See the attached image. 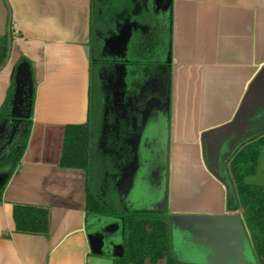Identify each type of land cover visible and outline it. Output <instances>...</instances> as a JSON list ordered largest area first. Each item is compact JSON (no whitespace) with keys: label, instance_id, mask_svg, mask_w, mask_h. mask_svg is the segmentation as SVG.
<instances>
[{"label":"crops","instance_id":"crops-1","mask_svg":"<svg viewBox=\"0 0 264 264\" xmlns=\"http://www.w3.org/2000/svg\"><path fill=\"white\" fill-rule=\"evenodd\" d=\"M114 1L102 0L93 11L95 0H0V34L8 32L11 18L13 36L9 61L0 71V106L22 57L31 62L35 85L28 144L0 202V264H113L112 256L122 253V218L88 212L86 170L60 165L65 126L89 119L91 82L99 114L105 117L116 85L124 86V102H134L131 91L137 85H163L167 78V97L161 103L168 105L159 110L169 117L165 199L171 214L225 213V184L205 156L207 134L216 136L214 130L229 123H235L232 132L244 136L264 130V0H171L167 21L139 12L134 0ZM155 62H165L167 70L153 71ZM125 85L131 89L126 91ZM144 107L137 129L148 126L151 113L144 117ZM17 123L13 121L15 127ZM107 151L97 156L102 170L91 181L99 195L129 185L128 177L121 176L133 155L114 159L117 175L112 179L108 156L115 153ZM249 181L264 185V148ZM101 197L111 206L121 204ZM132 200L130 209L141 202ZM14 204L48 208L49 233L17 232ZM144 207L138 210H151ZM172 222L183 224L179 218ZM171 227L173 251L182 260Z\"/></svg>","mask_w":264,"mask_h":264},{"label":"trees","instance_id":"trees-1","mask_svg":"<svg viewBox=\"0 0 264 264\" xmlns=\"http://www.w3.org/2000/svg\"><path fill=\"white\" fill-rule=\"evenodd\" d=\"M102 0H95L93 11L101 8ZM114 1V0H111ZM115 2V1H114ZM91 17L92 27L96 18ZM102 17L99 18L102 23ZM12 34H0V71L7 65L12 47ZM27 61L22 57L19 62ZM15 79L0 106V202L4 190L16 171L26 150L31 128L32 115L28 119L17 120L11 116ZM89 119L81 124H67L60 165L62 167L86 170L89 184L86 191V210L91 213L115 214L123 221L122 253L112 256L113 264H141L149 260L157 264L166 259L168 264H195L180 260L173 251L171 216L168 207L163 209L138 210L124 205L111 206L94 190L91 181L98 171L93 146L94 125L99 113L94 85L91 82ZM34 101V97H33ZM13 128L15 130L13 131ZM264 148V130L258 132L239 145L227 160L229 177L232 180L234 196L227 198L229 209L236 207L246 236L249 239L256 261L264 264V185L252 183L259 157ZM13 221L17 232L47 235L50 228L48 208L30 204H14Z\"/></svg>","mask_w":264,"mask_h":264},{"label":"rangeland","instance_id":"rangeland-1","mask_svg":"<svg viewBox=\"0 0 264 264\" xmlns=\"http://www.w3.org/2000/svg\"><path fill=\"white\" fill-rule=\"evenodd\" d=\"M134 1L139 12H145L148 15L153 12L154 18H157L158 21L161 19L167 21L169 18L171 0ZM122 9L123 8H121V11ZM112 17L113 12L109 11L107 13V18L112 19ZM151 65V69L155 72L157 67L159 69L163 67V71L167 70L165 62L161 64L155 62ZM110 79L112 80V77ZM163 82V85H153L152 89H150L148 98L145 100L143 99V95L147 89L146 85H137V89L133 88L131 91V96L135 105L141 108L147 101L151 105V116L149 117L148 126L146 128H144V126H141L139 129L135 128L137 121H139V111L135 110V113L134 111L130 113V108H125L124 110L119 108L116 102L114 104V92L116 89L111 90V93L108 96L106 103V116L101 117V113H98L97 115L93 131L94 152L96 159L99 156L101 157L102 152H104L106 147L108 149L107 154L115 153L114 157L113 155L112 157L111 155L108 156V161L111 162L110 166L108 163L109 169L113 170L111 171L112 173H110L109 170L108 174L109 176H112V179L117 175L112 167L114 159L118 158L119 162L124 160L125 157L126 159H130L133 155V150L135 149V153H138V166L136 170L132 172L133 174L131 173L129 175L133 181L132 186L125 190H118V192H116L114 188H110L106 195H103L106 190H101L100 195L104 198L107 197V200H105L108 203L111 202V199H114V201L119 200L121 205L130 208L131 204L128 203L129 199H133L132 201L141 199V202H134V205L132 204L134 209L146 208L144 207L146 204H148L147 208L151 209L159 210L165 207H168L169 209V205H167L168 200L165 199V193L168 194L169 191V160L171 158V152L169 150V117L164 111L162 112L159 110L161 102L166 100L167 97V85H165V82L167 83V78H163ZM113 86L114 85H109L111 89ZM128 89H131V87L125 85V90L127 91ZM151 100H153V102H150ZM102 115L104 114L102 113ZM256 134L257 133H250L244 136L236 133V131H231L227 136V140L230 138V141L227 142L228 144H226L219 152L216 159L212 157L209 142L205 140L204 146L207 163L217 170L218 175H221V179H224L223 183L226 187L227 198L234 196L232 180L229 177L227 169V160L244 140L246 141L249 138L254 137ZM132 141H134V143L137 142L136 146L133 145L134 143ZM105 142L109 143V145H103L106 144ZM127 144L129 146H127ZM146 163H148V166L145 165ZM98 169H101V167ZM106 171H108V169H106ZM150 173H152V175ZM95 177L96 173L94 174V178ZM121 177L123 178L124 176ZM161 204H164V206ZM233 223L234 227L241 231L245 237L244 256L250 261L255 262V254L252 250L249 239L246 236L242 221L236 218L233 220ZM171 224L174 226V247L178 256L182 258L183 261L197 264H234L233 257H223L219 252L214 251V248L211 245L193 240L188 232L181 229L177 223L173 224L172 220Z\"/></svg>","mask_w":264,"mask_h":264},{"label":"water","instance_id":"water-1","mask_svg":"<svg viewBox=\"0 0 264 264\" xmlns=\"http://www.w3.org/2000/svg\"><path fill=\"white\" fill-rule=\"evenodd\" d=\"M7 33L9 35L12 34L11 18L9 21ZM115 89V102L119 108L124 109V86L116 85ZM34 91L35 85L31 65L27 61H21L16 69L15 88L10 113L14 120L28 119L29 117H31L33 110ZM145 94L147 93L145 92ZM144 97L145 96H143V98ZM150 102H153V100H151ZM166 105L168 104L161 103L159 108L162 109L164 107L165 109ZM150 106L151 105L147 101L143 109L144 117L145 113L147 111H150ZM135 110L138 111L137 109ZM234 124L235 123H229L223 125L222 127H219L218 129H215L214 133L217 134L216 136L212 135L213 131L210 132L211 135L207 134V138L205 140L209 142L210 153L213 158H217L224 142L227 140L228 134L233 130ZM132 142L134 143V141ZM136 143L137 142H135L133 145L136 146ZM135 150H133L132 162L128 164L129 166L124 167L123 169L124 171H126L125 174L122 175L124 176L123 180H126L128 176L127 181L129 185L127 188L132 186L133 182L129 175L134 170H136L138 166V153H135ZM145 165H147V163ZM130 167L132 168L131 170ZM209 168L215 175H218L216 169L211 166H209ZM128 169L130 171L127 173ZM220 176L218 175V177ZM221 180L223 181L224 179ZM176 218L182 220L183 224L178 225L181 229L188 232L192 236L193 240L211 245L214 248V251L219 252V254L223 255V257H233L234 264H253V261H250L244 256V235L241 231L237 230L234 227L233 220L238 218L241 221L239 213L236 212V207L234 209H229L228 205L227 210L223 214H172L171 219L173 220Z\"/></svg>","mask_w":264,"mask_h":264},{"label":"flooded vegetation","instance_id":"flooded-vegetation-1","mask_svg":"<svg viewBox=\"0 0 264 264\" xmlns=\"http://www.w3.org/2000/svg\"><path fill=\"white\" fill-rule=\"evenodd\" d=\"M152 86H153V85H146L147 89H146L145 92H146L147 94L144 93V95H143V96H145V97L143 98L144 100H145L146 98H148V96H149V94H150V89H152ZM154 88H155V87H154ZM133 103H135V102H132V101H128V102L125 101V102H124V101H123V105L125 106V108H130V110H129L130 113H132L133 110H134V113H135V109H137L138 111H140L141 108L143 107V106H142V107L140 108V107H138L137 105H135V104H133ZM131 104H132L133 106H132ZM144 105H145V104H144ZM131 106H132L133 108H131ZM125 108H124V110H125ZM126 112H127V111H126Z\"/></svg>","mask_w":264,"mask_h":264}]
</instances>
